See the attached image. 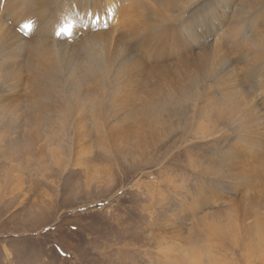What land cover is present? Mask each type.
Masks as SVG:
<instances>
[{
	"label": "rangeland",
	"instance_id": "374dc122",
	"mask_svg": "<svg viewBox=\"0 0 264 264\" xmlns=\"http://www.w3.org/2000/svg\"><path fill=\"white\" fill-rule=\"evenodd\" d=\"M23 1L0 0V264H264V0H31L30 30ZM93 41L105 73L55 84Z\"/></svg>",
	"mask_w": 264,
	"mask_h": 264
},
{
	"label": "bare ground",
	"instance_id": "6f19581e",
	"mask_svg": "<svg viewBox=\"0 0 264 264\" xmlns=\"http://www.w3.org/2000/svg\"><path fill=\"white\" fill-rule=\"evenodd\" d=\"M177 1L184 2V0H177ZM247 3H249V0H247ZM23 4L24 5H22L23 7L22 16L24 20V26H26L29 24V22L39 19L40 15L34 12V8H33L31 0H24ZM25 9H26V15H25ZM67 10H68V5L65 2H61L58 4H50V6L47 9V12L49 13L51 17V20H48L47 23L50 26H53L55 28H58V26H61L60 28L64 29L66 26L70 25L71 22L73 21L72 16L67 17L64 14ZM22 16L20 17V20L22 19ZM79 17L80 15H78L77 13L74 15V18H79ZM44 21L45 19H43V21L39 23L40 29H43ZM6 30L9 33H11V29L9 26L6 27ZM97 44L98 43L93 41L89 44V47H87V49L85 50V56L82 62L76 68V69H80V72H81L80 75L78 76L74 75V71L76 69L72 70L71 64L61 65L63 74L62 76L56 77L55 84L59 83L61 80L70 81V82L79 84L87 80H92V77L96 75L104 74L105 73L104 68L108 64L109 58L103 54L102 46L99 44L98 46H96ZM12 50H14V48H9V46H0V62L5 60L6 58H9L11 56ZM86 100H89L92 103L98 102V98L96 97H86ZM212 261L210 262V264H214ZM200 262L201 260L199 258H194L190 262H188V264H200Z\"/></svg>",
	"mask_w": 264,
	"mask_h": 264
},
{
	"label": "snow or ice",
	"instance_id": "6c2138e0",
	"mask_svg": "<svg viewBox=\"0 0 264 264\" xmlns=\"http://www.w3.org/2000/svg\"><path fill=\"white\" fill-rule=\"evenodd\" d=\"M27 27H28L29 30L31 29V25L30 24Z\"/></svg>",
	"mask_w": 264,
	"mask_h": 264
}]
</instances>
